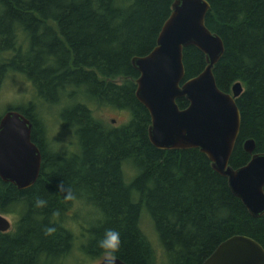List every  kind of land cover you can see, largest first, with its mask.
I'll return each mask as SVG.
<instances>
[{
    "label": "trees",
    "instance_id": "obj_1",
    "mask_svg": "<svg viewBox=\"0 0 264 264\" xmlns=\"http://www.w3.org/2000/svg\"><path fill=\"white\" fill-rule=\"evenodd\" d=\"M175 1L0 0V94L11 73L27 78L32 102L12 110L31 121L43 156L32 188L21 191L0 178V215L15 219L14 231L0 232V264H70L80 257V264H93L108 228L121 232L117 259L126 264H205L237 236L264 248V216L250 214L205 154L162 151L150 142L152 119L136 97L133 60L157 48ZM207 1V27L225 45L214 69L218 87L244 88L230 163L238 170L252 159L248 140L264 153V0ZM184 65L187 82L205 71L206 56L187 48ZM178 105L186 110L190 103ZM61 106L53 117L75 135L66 149L52 147L47 126L51 107ZM103 110L129 118L113 127L97 117ZM60 183L76 201L65 202ZM37 197L48 206L35 208ZM83 207L92 208L88 228L79 225ZM145 218L157 246L143 229ZM49 226L57 229L53 236L44 234Z\"/></svg>",
    "mask_w": 264,
    "mask_h": 264
},
{
    "label": "water",
    "instance_id": "obj_2",
    "mask_svg": "<svg viewBox=\"0 0 264 264\" xmlns=\"http://www.w3.org/2000/svg\"><path fill=\"white\" fill-rule=\"evenodd\" d=\"M211 6L207 0H176L165 23L157 48L148 56L135 58L140 73L136 97L148 110L152 126L149 139L162 151L200 150L213 169L228 179L233 194L254 218L264 216V153H257L254 140L245 151L250 163L238 170L230 163L240 137L242 116L237 99L244 93L237 83L232 93L218 87L214 69L225 55L223 40L206 24ZM199 49L207 60L205 71L185 82L184 52ZM190 103L181 110L178 101ZM33 124L12 110L0 120V178L24 191L41 176L43 156L33 142ZM12 224L0 215V232ZM116 264H126L117 259ZM205 264H264V248L251 238L237 236L223 243Z\"/></svg>",
    "mask_w": 264,
    "mask_h": 264
},
{
    "label": "rangeland",
    "instance_id": "obj_3",
    "mask_svg": "<svg viewBox=\"0 0 264 264\" xmlns=\"http://www.w3.org/2000/svg\"><path fill=\"white\" fill-rule=\"evenodd\" d=\"M33 90L31 84L28 82L27 78L19 73H11L9 79L4 83L2 92L0 94V118L3 117L8 111L16 109L23 105H27L32 102ZM64 108L61 107H51L49 114L47 115L50 120H48L47 126L49 129V140L52 147L56 149H66V146L75 143V135L68 128H64L61 123L58 122L59 119L53 117L56 113H62ZM98 118L103 122L112 125L113 127H120L124 125L129 116L124 112H116L112 110H103L98 112ZM68 127V126H67ZM92 208L83 207L81 212L82 221H80V226L89 227L94 225L90 218L92 217ZM147 214V213H145ZM144 214V215H145ZM143 215V216H144ZM12 224V231H14L15 219L14 217L3 215ZM147 216V215H146ZM143 229L149 235V237L154 241L155 245H158L157 239L155 237L154 228L151 221L145 218L143 221ZM82 260L80 257L77 261H72L70 264H80L79 261ZM94 264V263H93Z\"/></svg>",
    "mask_w": 264,
    "mask_h": 264
},
{
    "label": "clouds",
    "instance_id": "obj_4",
    "mask_svg": "<svg viewBox=\"0 0 264 264\" xmlns=\"http://www.w3.org/2000/svg\"><path fill=\"white\" fill-rule=\"evenodd\" d=\"M57 190L63 193L65 202L76 201V194L70 188H65L63 183L57 185ZM33 206L37 209H43L48 206V201L37 197L34 200ZM54 216H59V212L54 213ZM56 231V227L49 226L45 227L44 234L46 236H53ZM121 245V232L112 228L105 229L103 235L97 240V247L101 254L94 264H116L117 254L121 249Z\"/></svg>",
    "mask_w": 264,
    "mask_h": 264
}]
</instances>
